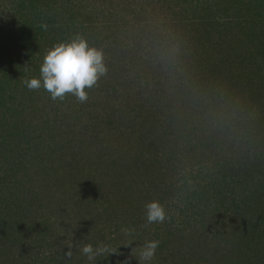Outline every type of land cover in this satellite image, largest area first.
Wrapping results in <instances>:
<instances>
[{
  "label": "trees",
  "instance_id": "trees-1",
  "mask_svg": "<svg viewBox=\"0 0 264 264\" xmlns=\"http://www.w3.org/2000/svg\"><path fill=\"white\" fill-rule=\"evenodd\" d=\"M150 4L188 58L162 106L130 107L124 67L154 41L119 31ZM77 34L108 69L88 100L29 90ZM152 201L163 223H147ZM62 219L117 250L93 264H138L153 240L146 264H264V0H0V264H88L65 257Z\"/></svg>",
  "mask_w": 264,
  "mask_h": 264
},
{
  "label": "rangeland",
  "instance_id": "rangeland-1",
  "mask_svg": "<svg viewBox=\"0 0 264 264\" xmlns=\"http://www.w3.org/2000/svg\"><path fill=\"white\" fill-rule=\"evenodd\" d=\"M134 2L140 3V0H134ZM158 14L159 10L157 5L152 4L143 8V10L136 15L135 18H132L127 13V17H125L126 22L123 21V28H120L119 31V35L125 38L123 39L124 43L128 40L130 43H133L135 38L139 39V37H143V43L144 38L148 41H154L152 43L153 45H147V49H145L144 64L139 67H134L133 64L127 65L128 67H124V69L127 70V78L124 79L122 86V89H124L122 92L125 95V99L123 101H126L130 107H132L137 101H139L142 107L143 100L146 99L149 100V102L146 103L147 106L152 105V102L156 100L159 105H161L158 100V97L160 98V95H158L159 92H171V82L169 78L172 75L182 73V66H186L182 63V59L183 55L184 59L188 58V45L181 43L178 44L175 40L172 41L175 37L164 34V27L161 24H163L164 20L166 21L168 16H161ZM131 20H134V22L131 23ZM142 47L143 45L132 48L131 52H138L135 58H140L142 54ZM186 50L187 54H185ZM132 60L133 59H124V61L128 64ZM135 61L136 60L133 62ZM170 66H175L177 72L171 73L169 69ZM157 84L159 85L156 86ZM120 93L121 90L119 89L117 94L120 95ZM175 100L179 101V97H175ZM186 117L191 121L190 113L187 114ZM85 139L86 143L89 145V147L85 150L95 151V153L97 150H100L98 145L95 146L86 137ZM59 223L67 242L74 245L72 248L73 254L77 256L78 260H84V262H86V256L81 254L79 251V248L85 245L82 231L67 220L62 219ZM6 255L7 254L0 255V260L6 257ZM8 263L9 261L2 262V264ZM88 264L93 263L89 262Z\"/></svg>",
  "mask_w": 264,
  "mask_h": 264
},
{
  "label": "clouds",
  "instance_id": "clouds-1",
  "mask_svg": "<svg viewBox=\"0 0 264 264\" xmlns=\"http://www.w3.org/2000/svg\"><path fill=\"white\" fill-rule=\"evenodd\" d=\"M41 27L46 29L47 25ZM107 71L103 53L89 47L86 39L77 34L71 42L58 43L49 49L40 67V78L24 80V84L29 90H38L42 86L50 93L53 100H63L67 94H71L78 102L85 103L88 100L85 89L97 86V82L107 74ZM145 209L148 224L163 223L168 218L163 205L158 201L147 203ZM121 231L125 235H131V231L127 228H122ZM159 243L157 240L145 242L139 252L138 264L151 261ZM73 246L69 244L68 251L64 253L68 260L73 256ZM79 251L89 262H94L97 256L105 253L108 255L117 253L116 249L102 243L95 248L92 244H85L79 248Z\"/></svg>",
  "mask_w": 264,
  "mask_h": 264
}]
</instances>
